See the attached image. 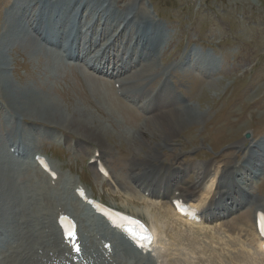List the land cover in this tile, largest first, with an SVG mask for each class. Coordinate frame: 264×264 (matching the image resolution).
Returning a JSON list of instances; mask_svg holds the SVG:
<instances>
[{
    "label": "rangeland",
    "instance_id": "1",
    "mask_svg": "<svg viewBox=\"0 0 264 264\" xmlns=\"http://www.w3.org/2000/svg\"><path fill=\"white\" fill-rule=\"evenodd\" d=\"M40 1L43 2L35 3V10L30 13V7H21V10L16 8L29 4V0H0V29L7 19L20 21L23 17L19 13L22 12L25 17L22 27L28 28V18L42 17L41 21L49 28V37L66 26V33L58 35L60 39L69 35L72 45L77 40L80 43V47L75 45L77 50L81 48L84 38H91V55H101L106 59L105 68H102V63L90 60V56L85 57V60L91 65L94 64L91 68L90 65L86 67L81 64L82 68H68L66 71L65 66L69 63L62 59L61 66L47 64L45 70L60 77L55 82L49 80L55 99L52 105L59 104L62 108L68 106L71 109L72 104L78 101L97 117L108 120L107 125L117 131L118 126L111 121L108 113L94 97L91 83L95 79L87 72L93 73L102 78L100 80L107 81L112 95L133 111V116L129 112L134 120L133 130L142 127V137L134 133L130 143L125 145L112 136L113 139L107 142L112 151L103 159L110 176L108 179L102 178L88 164L89 154L97 142L80 140L70 130L48 129L43 123L30 124L29 119L23 121L22 116L8 107V101L3 95L7 88L6 83L10 90L18 87L21 92L28 94L22 87L26 81L32 82L31 79L38 76L40 68L35 67L39 65L40 58L44 59L41 53L34 54L37 56L31 60L29 55L9 49L0 54V76L5 78V82L0 81V100L9 112L8 116L0 105V124H6L7 119H11L16 129L12 134L17 139H21L23 134L33 137L37 132L40 139H36L37 134L34 139L43 143H34L31 155L41 153L47 156L59 176L67 182L72 184L81 181L92 195L109 205L142 216L148 222L152 219L160 224L158 249L154 255H139L120 241V256L129 264H163V259L159 256L166 253L168 258L171 256L178 260L181 257L178 264H264V254L258 250L259 240L253 228L254 209L257 205L264 208V0H100L104 9L102 14L98 10L96 15L94 11L101 8L98 0L89 1L88 6L92 9L89 13L76 10L78 0L71 3V7L67 4L68 0ZM81 1L85 2L80 0V3ZM140 5L143 6L142 12ZM137 10L140 12L137 20L149 21L147 33L151 30L153 35L161 39L157 49L146 48L152 55L150 59L142 55L139 44L135 43L138 45L136 48L134 40L129 42L131 35L128 32L136 31L139 24L122 29L127 24L125 15L133 14ZM105 17L109 19L105 20ZM122 19L125 20L124 23ZM151 21L160 23L163 27L152 28ZM6 25L3 29L8 28V24ZM69 31L78 33L79 37L75 39L72 33L68 34ZM44 46L51 48V45ZM133 46L144 70L142 77L140 73L134 77L143 82L144 86L143 90L140 88L132 94L143 99L149 93L167 91L178 100V108L189 110L183 112L193 111L191 114L198 117L196 123L182 125L172 141L159 149H155L156 146L151 147L150 144L152 141H159L167 133L165 123L168 124V115H171L167 110L171 109L176 113V107L169 103L163 106H160L161 103L156 104L151 112L153 116L148 120V114L138 104L120 96L115 84L116 77L110 74L117 67H122V70L130 69L127 74L132 70L137 71L138 67L130 62ZM104 49L106 50L103 51ZM146 51L143 50V53ZM40 83L43 84L42 80ZM43 97L45 96H42V101L45 100ZM157 115L165 117L166 121L159 120L161 123H157ZM94 121L97 122V119ZM61 130L62 133L59 132ZM1 132L5 131L0 130ZM55 135L60 138L57 139ZM31 146L33 144L30 148ZM11 153L7 147L0 145V155L11 157ZM143 157L146 163H143ZM241 161L250 164V171L246 175L252 178L246 182L249 184L248 191L260 201L256 205L244 207L238 213L213 221H186L173 212L169 206L170 197L143 196L128 179L129 176L135 178L131 174L135 166L136 170H144L148 166L165 169L168 164L174 163L173 166L169 165L172 171H176L178 166L188 167L189 171L190 167L185 180H182L183 185L188 186L195 178L191 169L204 168L203 173L208 172L209 176L192 197V200L201 204L199 208L203 211L214 195L222 171L225 176L230 174V170H224L225 165ZM20 164L26 165V162ZM206 188L209 192L210 189L212 191L205 194ZM79 215L85 241L90 240L91 234L106 233V227L101 220L87 209L79 208ZM160 244L166 246V253L161 251Z\"/></svg>",
    "mask_w": 264,
    "mask_h": 264
},
{
    "label": "bare ground",
    "instance_id": "2",
    "mask_svg": "<svg viewBox=\"0 0 264 264\" xmlns=\"http://www.w3.org/2000/svg\"><path fill=\"white\" fill-rule=\"evenodd\" d=\"M74 1L75 0H68L67 4L71 7V3ZM89 1L90 0H85V2L81 1L80 3V0H78L79 5H77L76 10L81 12L82 10H84L83 12L88 11L87 13L91 12L92 9L88 6ZM98 1V6L101 8H97L94 11V15H96L98 10H100L99 14H102V9H104V4L101 3L100 0ZM40 2L42 3L43 1L38 0L36 2L34 0H29V4H23L16 8L21 10V7H30V13H32V11L35 10V3ZM120 2H122V0ZM84 4L86 7L83 9ZM43 6H45L44 3ZM39 8L41 9L43 7ZM139 9L140 12H142L143 6L140 5ZM140 12L137 10L134 11L133 14L127 16L125 15L124 18L127 17V24L123 25L122 29H128L132 24H139L136 31L128 32L131 35L129 42L134 40V46L136 48L138 45L135 43L139 44L142 48V55L144 54L145 57L150 59L152 55L148 50V47H152V50L153 48L157 49L160 45L159 43L161 39L160 37L153 35L151 30L149 34L147 33V25L149 21H144L145 19L137 20V16ZM19 15L23 17L20 21L18 19L11 18L7 19V22L2 23L3 25L0 29V54L3 50H18L20 53L29 55L31 60H34V58H36L35 56H37H34V54L38 53V55L41 53V55L44 56V59L41 60L40 58V62L38 61L39 65L35 67L36 69L40 68L37 72L38 76L33 78L30 75V78H33L31 79L33 83L31 81H26L24 87H22L23 91L28 94L21 92L22 90L20 91L18 87L10 90L6 83L9 90L7 91V88H5L3 95L8 101V107L11 108V110H14L17 114L22 116L23 121L29 119L31 121L29 122L30 124L40 125L43 123V125L48 129L58 130V128H62L64 130H70L75 132L79 136L78 138L80 140L86 139L87 141L97 142V144L93 146L92 152L90 153V158H95V162L92 163L93 167H96L99 162L103 164L102 160L110 155L112 148L107 144V142L112 140L113 137L118 139L120 144L125 145L130 143L134 133H137L138 137H142V127L133 130L135 126L133 124L134 120H132V116L134 115L133 111L131 112L128 106L121 104L118 101V98H115L112 95L113 93H111L107 81L100 80L102 78L93 73L87 72L88 75L93 76V79H95H92L94 82L91 83L94 97L108 113L111 121L118 126L119 129L117 131H114L109 125H107L109 123L108 120L97 117L88 107H86V105L84 107V105H81L78 101L72 104L71 109L68 106L62 108L59 104L56 106L52 105V102H54L55 99L53 98L54 95L50 89L51 86L49 85V80H53V82H55L59 75L56 76L54 75L56 73L52 74V72L49 73L46 71L45 66H47V64L60 65L62 59L65 60L66 63H69L65 66V70L67 71L68 68L69 70H73L74 67L82 68V65H87L85 57L90 56V60H95V62H99L100 64L102 63V68H105L106 59L101 55H91L92 52L89 48L92 46V42L90 41L91 38H84L85 40L83 41V44H81V48H77V50H75V45L80 47V43H77V40H74L72 45V41H70V38L68 37L69 35H66L65 37L62 36L61 39L58 36L66 33V26L62 29L59 28L55 35L49 37V28H47L43 24V21H41L42 17L28 18L26 20L28 24L27 28L25 26L22 27V23L25 20L23 12L22 14L19 13ZM107 19H109V17H105V20ZM123 19L122 22L124 23L125 20ZM6 24H8V28L3 29ZM151 24L152 28H158L159 26L163 27L160 23L157 24V22L151 21ZM71 33L75 39L79 37L78 33L73 34V31L68 32V34ZM44 45H51V48L45 47ZM102 46H104V44H102ZM134 46L132 47L134 52L133 57L130 58V62L132 65H136V68L138 67L137 71L132 70L130 74H127L126 72L130 69L122 70V67H117L116 69H112L110 74H112V77H116L115 82L119 83V89L123 96L126 99L128 97L133 101H137L140 107L149 113L147 117L148 120L153 116H151V112L156 104L161 103L160 106H163L165 103H169L170 105L173 104V106L176 107V113L171 109L167 110V112L171 114L168 115V124L167 122L165 123L167 126L165 132L167 133L164 134L159 141H152L150 144L151 147L156 146L155 149H159V147L166 145L169 141H172L178 131L181 130L182 125L189 122L196 123L198 121V117L195 114H191L193 111L183 112L189 110L181 107L178 108L180 106L178 100L171 96L167 91H155V93H149L147 95L148 97L146 96L147 98H143L142 100L137 99V97L132 94V92H137L136 90H140V88L143 90L144 86L142 84L143 82L134 77L135 74L140 73L141 75L144 71L142 70L141 60L139 59V55L134 49ZM105 50L106 49L103 51ZM143 50L147 51L143 53ZM82 54L83 56L80 57ZM136 55L137 57H134ZM93 65L94 64L90 65V67H93ZM124 73L127 75L123 76ZM64 74L65 76L67 75V73ZM95 77L99 79H96ZM4 79V77L0 76L1 82H5ZM27 79L29 78L27 77ZM40 80H42L43 84L40 83ZM42 96H45L43 97V99H45L44 101H42ZM21 99L23 100L21 101ZM0 105L3 111H6L9 116V112L7 111L8 109L2 100H0ZM157 118V123H161L159 120L166 121L165 117H161L160 115H157ZM96 119L97 122L94 121ZM27 121L25 122L28 123ZM11 122V119H7L6 124H0V130L5 131V134L4 132L0 133V145L1 147L8 145L9 149L13 148L14 151H19V153L21 152L23 154V158L29 160L31 150L35 145L34 143L37 142L34 137L36 134L38 135V133L35 132V135L30 137L29 134L28 136H25L21 132L26 138L22 135L21 139H17V137L12 134L16 131V129ZM33 127L35 126L33 125ZM59 132L62 133V130ZM46 135L51 136V134ZM37 137L38 138L36 139L39 140V135ZM30 143L33 144L31 148ZM37 143H43V141ZM151 147H149V150H151ZM97 152H99L98 156H96ZM33 157L34 155L32 156V163H27L25 165L20 164V161L12 156L9 157L6 155L3 156L2 154L0 155V241L4 243L3 244L1 242L0 244V247L2 244L4 246L0 248V264H66L70 261L73 262L71 251L63 243L59 229L56 225V220H53V216L56 215L58 211H62L63 209H71V212L79 220V206L77 203L80 201L75 195V189L71 193L69 190L70 187L64 178L58 177L55 181V185L52 186L50 180L51 178L40 170L39 166L33 160ZM144 158L145 157H143L142 161L143 163H146ZM146 161H149V159H146ZM173 164H168L165 169L148 166L144 170L143 168L142 170H136L137 167L135 166L131 173L135 178L132 179V177L129 176L128 179H131L138 189H141L143 193H147L148 196L159 198L163 195V197H170L171 200L178 197L182 198L183 196L186 198L188 196L190 197V200L188 199L187 202L190 201L195 203V201H192L191 199L194 196V192L197 191L199 187L201 188V185H203L204 179L209 176L208 172L203 173L204 168L201 170L199 167L192 168L191 171H193L195 178L188 186H184L182 180H185L186 173H189L190 167L189 171L188 167L184 168L180 166L176 168V171H172L170 170L169 165L173 166ZM224 170H230V174L229 176H224V172H222L220 175L215 186L213 198L208 204L206 211L203 212V216L206 221L207 219H223L232 213H238L244 207L256 205L260 201V199H256V197L248 191L249 184L246 182L252 178H248L246 175L250 171V164L244 161L238 163L234 162L226 164ZM197 171L199 172L197 173ZM181 188H184L183 190L186 192L187 196L180 191L182 190ZM62 190L65 191L61 192ZM208 190L207 188L206 190L204 189V191H206L205 194ZM176 191L179 192L176 193ZM211 191L212 190L210 189V192ZM210 192L208 191V193ZM64 194H67L68 196L64 198ZM127 194H129V192ZM216 194L219 195L217 199H215ZM202 197H204L203 193ZM198 205L201 204H196L197 207ZM58 207L60 209H58ZM253 223L255 224V214H253ZM149 225L154 235L153 243H156L159 240L158 235L160 224L150 219ZM107 237L108 239H104L105 241L110 242L112 240L115 242L114 244H111L112 251L111 254H109V258L112 259L111 262L101 256L102 253L105 254V250L102 247L103 244H99V246L98 244H95L96 242L94 240H92L95 242L94 244L92 242L82 243V256L78 263L73 264H113V262H116V264H128L121 258L120 252H118V249H122L121 243L117 239H113L109 236ZM10 241L12 244H10ZM259 246L262 248L261 244ZM161 251L166 253V246L161 248ZM159 257L163 259V264H178V260L181 259V257L178 260L172 259L173 257L171 256L168 258L167 253L161 254ZM179 264L185 263L179 262Z\"/></svg>",
    "mask_w": 264,
    "mask_h": 264
},
{
    "label": "snow or ice",
    "instance_id": "3",
    "mask_svg": "<svg viewBox=\"0 0 264 264\" xmlns=\"http://www.w3.org/2000/svg\"><path fill=\"white\" fill-rule=\"evenodd\" d=\"M71 235V234H70ZM77 250H79V249H77Z\"/></svg>",
    "mask_w": 264,
    "mask_h": 264
}]
</instances>
